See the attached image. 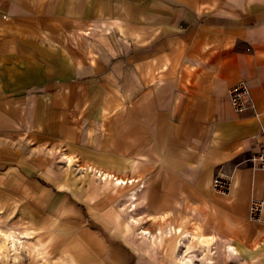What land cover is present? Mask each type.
<instances>
[{
  "label": "crops",
  "instance_id": "obj_1",
  "mask_svg": "<svg viewBox=\"0 0 264 264\" xmlns=\"http://www.w3.org/2000/svg\"><path fill=\"white\" fill-rule=\"evenodd\" d=\"M258 156L264 0H0V207L40 237L41 264H196L167 247L174 229L235 248L217 260L264 264ZM64 159L142 187L109 193Z\"/></svg>",
  "mask_w": 264,
  "mask_h": 264
},
{
  "label": "rangeland",
  "instance_id": "obj_2",
  "mask_svg": "<svg viewBox=\"0 0 264 264\" xmlns=\"http://www.w3.org/2000/svg\"><path fill=\"white\" fill-rule=\"evenodd\" d=\"M69 160H57V167L60 168L61 171H68L66 168V165L70 162ZM68 165L70 172L72 175H75V179H91V182L96 183L97 187H100V185H103L109 190V193L113 194H119V186H122L124 189L128 184V180L124 179L123 181H127V183H117L114 179H111L110 176L117 178V176H113L112 174L102 172H98L97 170H90L87 167L79 166L77 163H69ZM88 174V175H86ZM77 176V177H76ZM73 177V176H72ZM104 179H103V178ZM37 178V177H36ZM120 178V177H119ZM41 183H44L42 179H40ZM123 179V178H121ZM130 180V179H129ZM131 181V180H130ZM134 183L138 184L140 189L142 187V182L135 181ZM127 184V185H126ZM129 186V185H128ZM131 194V193H130ZM127 195V193H125ZM136 195V194H135ZM125 197V196H123ZM135 198V196L133 197ZM3 203V193H0V204ZM133 203V202H132ZM132 203H129V206H131ZM129 206H127L129 208ZM136 208L135 204L131 206V213ZM11 212V213H10ZM18 216L16 214V211L8 210L3 207H0V264H41L44 260H47V253L46 251H39L38 247L40 245L36 246V242L40 238L38 235L35 234V232H31L28 234L26 231L25 225H20L16 223ZM129 221L132 224H136V221L133 217H129ZM133 226V225H132ZM138 232H136L137 235H142L141 238L148 240V243H150V247H162L163 244L158 245L159 243L158 238L156 235L152 232H149L146 229L138 228ZM13 234L18 239L15 243V246L11 244L10 239H7V235ZM153 235V236H152ZM193 235L195 237H199V239H194ZM30 236V238H29ZM34 236V237H33ZM171 236V240L168 241V246L171 248V245H176L178 254L180 255V258L183 262L191 261L196 262V264H206L208 262H205L204 259L207 257V255H211L212 260H210L212 263H215L214 261H220L219 264H239L240 257L237 254V256L232 257H226L225 254L227 251L228 245L223 246L221 244V241L219 239H211L207 245H205L204 239H207V237H204L201 235L193 234L192 232L187 231H177V230H170L167 233V237ZM190 236V237H189ZM156 240L155 245L151 242L152 240ZM157 238V239H156ZM6 239V240H5ZM197 241H201L198 243ZM197 243V244H196ZM223 243V242H222ZM152 244V245H151ZM222 246H221V245ZM232 246V245H230ZM235 249V248H234ZM187 251V252H185ZM216 251H225L223 254L224 261L222 258H219L220 260H217L219 254ZM236 251V250H235ZM185 254V255H184ZM221 257L222 254H220ZM43 260V261H42ZM208 261V259H206ZM225 260L227 262H225Z\"/></svg>",
  "mask_w": 264,
  "mask_h": 264
},
{
  "label": "built area",
  "instance_id": "obj_3",
  "mask_svg": "<svg viewBox=\"0 0 264 264\" xmlns=\"http://www.w3.org/2000/svg\"><path fill=\"white\" fill-rule=\"evenodd\" d=\"M228 93H229V101L232 107L236 111H243L247 107V101L249 98V87L246 84V82L240 81L234 84L229 88ZM252 160H257L262 166H264V157L258 156L252 158ZM211 187L216 192L227 193L230 187V180L226 177L216 175L211 180ZM261 208H262L261 200L252 201L249 207L250 218L254 220H259Z\"/></svg>",
  "mask_w": 264,
  "mask_h": 264
},
{
  "label": "bare ground",
  "instance_id": "obj_4",
  "mask_svg": "<svg viewBox=\"0 0 264 264\" xmlns=\"http://www.w3.org/2000/svg\"><path fill=\"white\" fill-rule=\"evenodd\" d=\"M111 177V179H114L115 181H117V183H127V181L125 182V181H123L124 179H121V178H119V177H117V178H115V177H112V176H110ZM129 183H133L134 181H133V179L131 180V181H128ZM135 196V193H133L132 195H131V199L133 198ZM153 236V235H152ZM7 239H10V241H11V244L13 245V246H15V243H16V241L18 240L17 238H16V236H14L13 234H9V235H7ZM6 240V239H5ZM227 251H231V252H235V249H234V247L233 246H230V245H228V247H227Z\"/></svg>",
  "mask_w": 264,
  "mask_h": 264
}]
</instances>
